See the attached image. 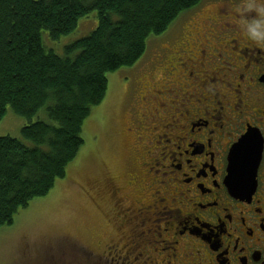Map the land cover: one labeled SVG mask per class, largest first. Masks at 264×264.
<instances>
[{
  "label": "flooded vegetation",
  "instance_id": "1",
  "mask_svg": "<svg viewBox=\"0 0 264 264\" xmlns=\"http://www.w3.org/2000/svg\"><path fill=\"white\" fill-rule=\"evenodd\" d=\"M217 1L200 12V41L171 37L148 68L121 76L113 138L125 159H94L86 169L99 178L73 192L88 208L83 263L264 264V48L238 24L253 13ZM171 53L174 72L154 82L153 62ZM245 137L231 178L230 151ZM64 240V260L77 262Z\"/></svg>",
  "mask_w": 264,
  "mask_h": 264
},
{
  "label": "trees",
  "instance_id": "2",
  "mask_svg": "<svg viewBox=\"0 0 264 264\" xmlns=\"http://www.w3.org/2000/svg\"><path fill=\"white\" fill-rule=\"evenodd\" d=\"M202 1L0 0V122L10 108L33 144L0 137V228L65 178L84 144V121L105 98L107 75L134 66L150 37ZM94 11L96 29L63 56L43 46L42 32L56 42ZM44 108L49 122H33Z\"/></svg>",
  "mask_w": 264,
  "mask_h": 264
},
{
  "label": "rangeland",
  "instance_id": "3",
  "mask_svg": "<svg viewBox=\"0 0 264 264\" xmlns=\"http://www.w3.org/2000/svg\"><path fill=\"white\" fill-rule=\"evenodd\" d=\"M228 1L239 3V0ZM217 3H219L217 0H203L198 11H193L195 7L183 13L165 33L150 37L144 55L134 66L148 68L154 53L164 48L170 42L171 37L179 38L181 34L189 33L192 42L196 39L200 41L206 33V25L204 26L202 19L203 13L201 15L200 12L203 10L205 17ZM97 22V13L94 11L78 21L74 32L61 37L56 42L49 39L47 32H42L43 46L53 51L54 54L63 56L65 47L89 36L96 29ZM190 23L195 24L194 30H190V27L188 29ZM178 47V45H170L169 48L174 52ZM172 56V53L168 54L158 66L152 61L156 68L154 82L166 77L165 71L168 76L172 75L175 67ZM132 67L118 70L120 72L116 74L117 76L113 73L107 75L108 86L103 107L101 110H98L99 107L92 109L89 118L84 121L81 133L84 144L76 158L68 165L65 178L58 180L46 197L33 200L27 208L19 210L11 226L0 228V264H85L83 260L81 261L83 256L81 247H86V229L89 224L88 208L79 201L77 196L73 195V192L77 190V183L82 185L84 180L99 178V169L97 172L93 170L90 173L86 169L91 164L95 165L96 160L94 159H102L113 167L115 162L120 163L125 159L120 144L117 146L113 137H115V130L120 129L119 126L122 124H119L121 117L118 111L126 99L125 94L118 87V82L121 76L128 75ZM38 120L49 122L45 108L33 118V122ZM25 125L27 122L24 119L7 108L0 122V137L8 136L21 141L27 147H33V144L21 137V130ZM116 173L120 175V170L117 169ZM65 238L72 239L68 242L72 243L70 247L74 249L77 262L68 263L64 260L62 252L66 253L68 247ZM72 254L71 251L70 255ZM86 264L98 263L86 261Z\"/></svg>",
  "mask_w": 264,
  "mask_h": 264
},
{
  "label": "clouds",
  "instance_id": "4",
  "mask_svg": "<svg viewBox=\"0 0 264 264\" xmlns=\"http://www.w3.org/2000/svg\"><path fill=\"white\" fill-rule=\"evenodd\" d=\"M237 11L253 13L238 24L244 36L253 45L264 48V0H239Z\"/></svg>",
  "mask_w": 264,
  "mask_h": 264
},
{
  "label": "water",
  "instance_id": "5",
  "mask_svg": "<svg viewBox=\"0 0 264 264\" xmlns=\"http://www.w3.org/2000/svg\"><path fill=\"white\" fill-rule=\"evenodd\" d=\"M263 81H264V76H263ZM245 140H246V137L241 139L239 141V143L234 145L230 151V154H229V175L231 178L235 175L236 169L238 167H240V165L237 163L238 158H237L236 151L238 148H240L241 146H243L245 144Z\"/></svg>",
  "mask_w": 264,
  "mask_h": 264
},
{
  "label": "bare ground",
  "instance_id": "6",
  "mask_svg": "<svg viewBox=\"0 0 264 264\" xmlns=\"http://www.w3.org/2000/svg\"><path fill=\"white\" fill-rule=\"evenodd\" d=\"M165 198V197H164ZM151 253V252H150Z\"/></svg>",
  "mask_w": 264,
  "mask_h": 264
}]
</instances>
